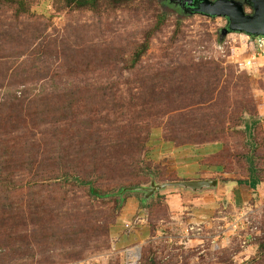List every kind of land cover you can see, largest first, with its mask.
<instances>
[{
  "label": "rangeland",
  "instance_id": "1",
  "mask_svg": "<svg viewBox=\"0 0 264 264\" xmlns=\"http://www.w3.org/2000/svg\"><path fill=\"white\" fill-rule=\"evenodd\" d=\"M227 27L0 0V264H264V55Z\"/></svg>",
  "mask_w": 264,
  "mask_h": 264
},
{
  "label": "water",
  "instance_id": "2",
  "mask_svg": "<svg viewBox=\"0 0 264 264\" xmlns=\"http://www.w3.org/2000/svg\"><path fill=\"white\" fill-rule=\"evenodd\" d=\"M181 8H186L192 14L207 17H221L228 19V27L223 36L231 33L246 34L251 37H264V0H175ZM245 5L250 7L252 14H247ZM216 181H189L179 185L190 189H203L216 186Z\"/></svg>",
  "mask_w": 264,
  "mask_h": 264
},
{
  "label": "trees",
  "instance_id": "3",
  "mask_svg": "<svg viewBox=\"0 0 264 264\" xmlns=\"http://www.w3.org/2000/svg\"><path fill=\"white\" fill-rule=\"evenodd\" d=\"M10 2H13V0H8ZM58 2V4H62V2L64 3V5L69 8V9H73V10H82V9H90L92 11L97 10L98 8V3L100 0H56ZM19 7H20V12H25V7L24 4L22 2L19 3ZM144 55V45H141L139 48V51L137 53V58H140ZM2 171L0 170V182L5 183V182H10V179H2ZM75 178V177H73ZM76 180H79L77 178H75ZM240 184H247V182H238ZM259 182L256 179H253L252 181H250L249 185L252 189H255L258 186ZM96 194V193H95Z\"/></svg>",
  "mask_w": 264,
  "mask_h": 264
},
{
  "label": "built area",
  "instance_id": "4",
  "mask_svg": "<svg viewBox=\"0 0 264 264\" xmlns=\"http://www.w3.org/2000/svg\"><path fill=\"white\" fill-rule=\"evenodd\" d=\"M254 48L259 51V55H264V37L263 36H256V37H247Z\"/></svg>",
  "mask_w": 264,
  "mask_h": 264
},
{
  "label": "flooded vegetation",
  "instance_id": "5",
  "mask_svg": "<svg viewBox=\"0 0 264 264\" xmlns=\"http://www.w3.org/2000/svg\"><path fill=\"white\" fill-rule=\"evenodd\" d=\"M179 8H181V6H180V5H179ZM182 10H184V11H185V10H186V8H182Z\"/></svg>",
  "mask_w": 264,
  "mask_h": 264
}]
</instances>
